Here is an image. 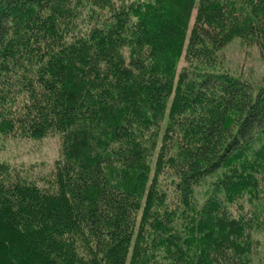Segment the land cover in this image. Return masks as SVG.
I'll use <instances>...</instances> for the list:
<instances>
[{
    "label": "trees",
    "instance_id": "16d2710c",
    "mask_svg": "<svg viewBox=\"0 0 264 264\" xmlns=\"http://www.w3.org/2000/svg\"><path fill=\"white\" fill-rule=\"evenodd\" d=\"M191 1L0 0V137L62 146L0 161V264H253L264 79L218 50L264 58V0Z\"/></svg>",
    "mask_w": 264,
    "mask_h": 264
},
{
    "label": "rangeland",
    "instance_id": "374dc122",
    "mask_svg": "<svg viewBox=\"0 0 264 264\" xmlns=\"http://www.w3.org/2000/svg\"><path fill=\"white\" fill-rule=\"evenodd\" d=\"M178 8L185 13V16H189L188 27H190L195 14V0L186 4V6L180 4ZM218 52L225 68L234 73L241 74L254 84L264 79V58L261 50L255 43H247L242 38L233 35ZM188 64L191 65V61H188L181 55L178 60V67ZM61 155V137L55 132L29 137H0V161H6L9 164L19 166H31L33 173L48 171L52 167L53 161ZM211 179L213 178L210 176L203 179L197 186L199 190L202 191L203 186L208 184ZM250 183L251 179L249 180V185ZM252 183L253 187L260 194L261 201H264V166L258 171L255 178L252 179ZM256 240L259 243L256 247V256L254 257L253 264H264V231L259 232Z\"/></svg>",
    "mask_w": 264,
    "mask_h": 264
}]
</instances>
